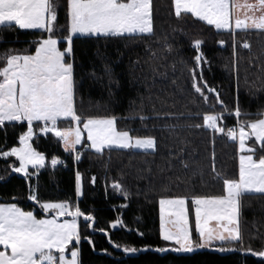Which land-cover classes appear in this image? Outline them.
Wrapping results in <instances>:
<instances>
[{
    "label": "trees",
    "instance_id": "obj_1",
    "mask_svg": "<svg viewBox=\"0 0 264 264\" xmlns=\"http://www.w3.org/2000/svg\"><path fill=\"white\" fill-rule=\"evenodd\" d=\"M153 5L154 35L135 39L74 38V57L78 114L115 115L119 128L130 129L133 135L154 136L157 150L146 154L140 150L106 149L98 154L79 145L77 150L82 156L77 162L75 153L65 152L62 142L52 133L38 134L33 146L45 153V167L28 181L11 172L9 165L18 166L15 157L0 158V203L17 202L25 210L39 211L28 199L29 184L38 190L42 201L78 203L83 212L96 217V226L106 229L114 242L110 243L108 236L99 231L84 229L82 235H91L95 250L86 240L81 241L82 264H264V258L244 251L247 247L264 249L263 193L242 198V242L231 245L237 251L220 252L216 250L219 245L186 254L154 250L169 245L160 237L161 198L220 195L223 184L217 173L228 178H235L238 173L237 143L194 126L202 124L203 113L223 110L214 99L210 103L215 107H210L191 87L189 69L196 55L194 41H204L201 51L208 60L203 65L204 79L220 92L224 104L234 109L238 100L242 111L257 113L264 111V32L217 31L191 16L176 18L172 0H153ZM58 22L61 26L67 24L65 0H59ZM66 34L57 32L60 36ZM42 36L46 34L41 31L0 28V56L10 49L33 52ZM221 40L226 43L221 45ZM244 42L251 44V50L242 47ZM64 46L62 41L61 47ZM106 64L112 70L111 78L105 74ZM140 115L148 119L142 121ZM236 122L234 116L225 113L223 124L231 127ZM59 126L66 127L68 122L62 121ZM23 130L20 125L0 128V148L18 146ZM54 156L64 163L52 168L50 161ZM77 171L83 176L80 197L75 190ZM93 176L95 184L91 182ZM114 180L122 183L127 198L113 191ZM124 204L127 207H121ZM118 216L126 227L111 229L110 222ZM193 238L198 241L195 232ZM116 243L121 247L116 248ZM148 245L152 250L134 255L123 252L124 246Z\"/></svg>",
    "mask_w": 264,
    "mask_h": 264
},
{
    "label": "snow or ice",
    "instance_id": "obj_2",
    "mask_svg": "<svg viewBox=\"0 0 264 264\" xmlns=\"http://www.w3.org/2000/svg\"><path fill=\"white\" fill-rule=\"evenodd\" d=\"M65 6L67 24L61 26L59 0H0V28L40 30L46 34L36 42L33 52L10 49L0 56L3 61L0 64V128L20 125L25 129L18 136V146L8 150L0 148V158L15 157L18 166L16 163L9 165L11 172L28 181L46 165L45 153L33 146L38 134L52 133L62 142L65 152L75 153L77 162L82 156L77 150L79 145L98 154L106 149L140 150L146 154L157 150L154 136L133 135L132 130L119 128L115 115L82 117L78 114L74 57V38L135 39L154 35L153 0H65ZM172 8L176 18L191 16L217 31L264 32V0H243V3L241 0H172ZM57 32L67 34L60 36ZM62 41L64 47H61ZM203 43L199 39L193 43L196 55L189 69L191 87L210 107H215L210 103L214 99L223 110L203 113L202 124L194 126L225 135L238 144V173L235 178L217 173L223 184L220 195L159 200L160 237L169 242L166 247L154 249L160 253H192L217 244L216 250L220 252L237 251L231 245L242 242V198L251 193H264V111L244 112L238 100L234 109L224 104L220 92L204 79L203 65L208 60L201 51ZM242 47L251 50L248 42ZM167 50L171 52V46ZM233 54L236 55L235 51ZM104 71L111 78L112 70L107 64ZM236 72L238 79V62ZM225 113L236 118L234 126L222 123ZM253 115L257 118H246ZM139 118L148 119L144 115ZM62 121L68 122V126L60 127ZM63 163L55 156L50 161L52 168ZM30 168L34 171L30 172ZM91 182L95 184V176ZM111 188L124 198L128 197L120 181L114 180ZM75 190L77 197L83 195V176L79 171L75 174ZM28 199L39 211L25 210L17 202L0 203V264H82L81 241L86 240L95 250L91 235H82L84 229L99 231L114 243L106 229L96 226V217L83 212L78 203L42 201L31 184ZM125 227L119 216L110 222L111 229ZM193 232L198 241L194 240ZM115 247L121 245L116 243ZM149 250H152L150 245L123 247L125 254L133 255ZM244 251L264 258V249L255 251L247 247Z\"/></svg>",
    "mask_w": 264,
    "mask_h": 264
},
{
    "label": "rangeland",
    "instance_id": "obj_3",
    "mask_svg": "<svg viewBox=\"0 0 264 264\" xmlns=\"http://www.w3.org/2000/svg\"><path fill=\"white\" fill-rule=\"evenodd\" d=\"M241 3H243V0H241ZM23 31H40V30H23ZM238 145V144H237ZM31 169V168H30ZM17 175L21 176L20 174L16 173ZM251 194H259V193H251ZM264 194V193H263ZM219 245V244H217ZM210 248H213V247H210ZM196 251H199V250H196ZM195 252V251H194ZM165 253V252H164ZM193 253V252H192Z\"/></svg>",
    "mask_w": 264,
    "mask_h": 264
},
{
    "label": "crops",
    "instance_id": "obj_4",
    "mask_svg": "<svg viewBox=\"0 0 264 264\" xmlns=\"http://www.w3.org/2000/svg\"><path fill=\"white\" fill-rule=\"evenodd\" d=\"M250 2H251V0H250ZM158 211H159V204H158ZM159 223H160V211H159ZM196 234V233H195ZM196 236H197V234H196ZM198 237V236H197ZM199 239V238H198ZM167 243H169V242H167ZM204 249H210V247L209 248H200V249H197V250H204ZM184 254H186V253H184Z\"/></svg>",
    "mask_w": 264,
    "mask_h": 264
}]
</instances>
